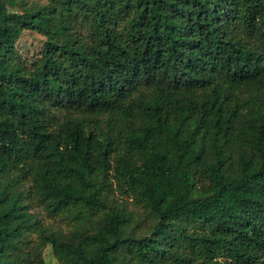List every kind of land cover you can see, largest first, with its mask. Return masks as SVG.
<instances>
[{
    "label": "trees",
    "instance_id": "16d2710c",
    "mask_svg": "<svg viewBox=\"0 0 264 264\" xmlns=\"http://www.w3.org/2000/svg\"><path fill=\"white\" fill-rule=\"evenodd\" d=\"M47 249L264 264V0H0V264Z\"/></svg>",
    "mask_w": 264,
    "mask_h": 264
},
{
    "label": "rangeland",
    "instance_id": "374dc122",
    "mask_svg": "<svg viewBox=\"0 0 264 264\" xmlns=\"http://www.w3.org/2000/svg\"><path fill=\"white\" fill-rule=\"evenodd\" d=\"M46 0H37V2L44 3ZM45 38L41 35L34 32H26L20 39L17 47L22 55L24 61L31 65L38 58H40L41 53L44 49ZM40 219L43 224L47 226L53 232L63 233L66 235H70L75 230V224L70 223L66 220L62 219H52L44 214L42 210L37 211ZM45 258L48 264H57V261L51 256L49 249L45 251Z\"/></svg>",
    "mask_w": 264,
    "mask_h": 264
}]
</instances>
